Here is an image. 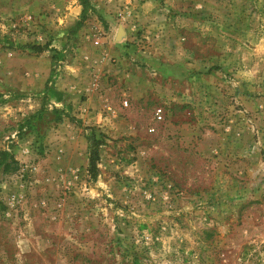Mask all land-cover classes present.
Here are the masks:
<instances>
[{
    "label": "rangeland",
    "instance_id": "obj_1",
    "mask_svg": "<svg viewBox=\"0 0 264 264\" xmlns=\"http://www.w3.org/2000/svg\"><path fill=\"white\" fill-rule=\"evenodd\" d=\"M0 264H264V0H0Z\"/></svg>",
    "mask_w": 264,
    "mask_h": 264
},
{
    "label": "built area",
    "instance_id": "obj_2",
    "mask_svg": "<svg viewBox=\"0 0 264 264\" xmlns=\"http://www.w3.org/2000/svg\"><path fill=\"white\" fill-rule=\"evenodd\" d=\"M161 113H162V110H161V108H157V110H156V115H157V118L158 119H161Z\"/></svg>",
    "mask_w": 264,
    "mask_h": 264
},
{
    "label": "water",
    "instance_id": "obj_3",
    "mask_svg": "<svg viewBox=\"0 0 264 264\" xmlns=\"http://www.w3.org/2000/svg\"><path fill=\"white\" fill-rule=\"evenodd\" d=\"M123 31L122 29H119L118 33H117V38H120V36L122 35Z\"/></svg>",
    "mask_w": 264,
    "mask_h": 264
},
{
    "label": "bare ground",
    "instance_id": "obj_4",
    "mask_svg": "<svg viewBox=\"0 0 264 264\" xmlns=\"http://www.w3.org/2000/svg\"><path fill=\"white\" fill-rule=\"evenodd\" d=\"M123 35V34H122ZM122 35H121V37H122Z\"/></svg>",
    "mask_w": 264,
    "mask_h": 264
},
{
    "label": "crops",
    "instance_id": "obj_5",
    "mask_svg": "<svg viewBox=\"0 0 264 264\" xmlns=\"http://www.w3.org/2000/svg\"><path fill=\"white\" fill-rule=\"evenodd\" d=\"M122 38V37H121Z\"/></svg>",
    "mask_w": 264,
    "mask_h": 264
}]
</instances>
